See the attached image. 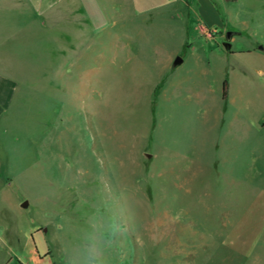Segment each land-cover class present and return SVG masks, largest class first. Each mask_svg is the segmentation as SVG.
Returning a JSON list of instances; mask_svg holds the SVG:
<instances>
[{"label": "rangeland", "instance_id": "obj_1", "mask_svg": "<svg viewBox=\"0 0 264 264\" xmlns=\"http://www.w3.org/2000/svg\"><path fill=\"white\" fill-rule=\"evenodd\" d=\"M35 25L10 264H264V0H58Z\"/></svg>", "mask_w": 264, "mask_h": 264}, {"label": "crops", "instance_id": "obj_2", "mask_svg": "<svg viewBox=\"0 0 264 264\" xmlns=\"http://www.w3.org/2000/svg\"><path fill=\"white\" fill-rule=\"evenodd\" d=\"M57 1L0 0V258L6 253L7 264L13 261L14 243L19 241V220L14 218L11 206L10 192L15 191L7 187L11 176L7 173L8 164L5 165L2 159L5 151L3 138L14 125H31L29 115L33 107H30L29 92L21 84L18 67L31 64L26 51L35 48L34 35L41 30L35 22L48 16L52 4ZM210 7L206 12L214 13ZM205 10L202 8V16L206 15ZM21 114L26 117L23 121L20 120ZM32 238L34 245L37 239L42 240L37 233Z\"/></svg>", "mask_w": 264, "mask_h": 264}, {"label": "water", "instance_id": "obj_3", "mask_svg": "<svg viewBox=\"0 0 264 264\" xmlns=\"http://www.w3.org/2000/svg\"><path fill=\"white\" fill-rule=\"evenodd\" d=\"M237 34V32L234 31H229L226 34V40L224 42V48L226 51L231 52L232 51V38ZM261 50H263V47H260ZM183 64V59L181 57H177L173 63L175 67ZM7 187L12 189L13 191L17 190V183L15 180H10L7 183ZM21 208L28 210L30 208V203L29 201H25L24 203L21 204Z\"/></svg>", "mask_w": 264, "mask_h": 264}, {"label": "trees", "instance_id": "obj_4", "mask_svg": "<svg viewBox=\"0 0 264 264\" xmlns=\"http://www.w3.org/2000/svg\"><path fill=\"white\" fill-rule=\"evenodd\" d=\"M227 1H232V0H227ZM227 96H228V81L225 80L224 89H223V98L226 99Z\"/></svg>", "mask_w": 264, "mask_h": 264}]
</instances>
